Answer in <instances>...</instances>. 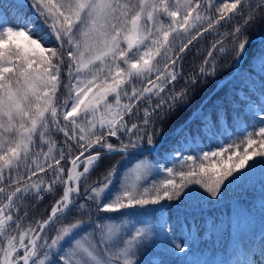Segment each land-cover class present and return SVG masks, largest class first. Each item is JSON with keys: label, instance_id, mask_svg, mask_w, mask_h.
<instances>
[{"label": "snow or ice", "instance_id": "obj_1", "mask_svg": "<svg viewBox=\"0 0 264 264\" xmlns=\"http://www.w3.org/2000/svg\"><path fill=\"white\" fill-rule=\"evenodd\" d=\"M257 21L264 0H0V264H180L200 230L173 206L219 202L257 169L264 190ZM209 34L217 39L185 75L184 56ZM228 56V92L193 108ZM236 99L253 119L242 139L213 134L215 149L160 152L166 122L187 111L177 133L199 122L203 141L228 107L242 119ZM49 197L47 217L34 218ZM239 246L237 264H264V229Z\"/></svg>", "mask_w": 264, "mask_h": 264}, {"label": "trees", "instance_id": "obj_2", "mask_svg": "<svg viewBox=\"0 0 264 264\" xmlns=\"http://www.w3.org/2000/svg\"><path fill=\"white\" fill-rule=\"evenodd\" d=\"M5 6H7V0H5ZM262 28H264V21H257L250 31H259ZM220 31H224V29L222 28ZM215 39L217 37L214 35H205L198 42H194V46H190V51L186 53L183 61V66L186 69L185 75L193 72L195 67L201 63ZM198 50L200 54L196 55ZM230 61V56L225 57L221 61L223 71L216 81L209 80V83L204 87H197L196 96L192 101L193 108L198 106L216 83L229 73L227 64ZM180 86L178 85L177 87L179 88ZM230 87L231 85H221L209 98L213 102L221 100ZM256 96H259L258 92ZM209 98L204 102L205 104L209 103ZM252 100L253 103H258L256 97H253ZM235 103L239 105L238 111L242 119H234L235 113L231 107H228L227 119L222 118L219 122V133H217L216 129H213L211 133L207 129H202V134L209 137L208 139H203V141L202 136L197 135L198 129L201 128L199 122L185 128L184 132L179 134L173 135L171 133L188 115L187 111L182 116L166 122L163 135L161 136H165V140L158 147L160 152L168 153L172 152L173 149H178L182 151L183 155H193L194 152L191 150L197 149V146L205 151L215 149L218 145L211 139L213 134L219 135V139L224 144L229 143V140L224 135H220V133H227L233 139H242L244 133L240 129L245 126L246 122L248 130L252 131L253 119L251 114L248 113L246 103L238 99L235 100ZM245 113L248 114L245 115ZM259 126L257 123L256 127L258 128ZM187 133H191V136L185 139ZM192 136H195V140L191 138ZM116 159H119V157H116ZM167 166H171V164ZM96 178L94 174L92 179L95 180ZM196 187L198 188L199 186ZM52 202L51 197L46 198L43 202L37 203L34 209L30 208L29 211L34 218L44 219L47 217ZM29 203L31 204L32 202ZM262 205H264V190H262L260 183V171L257 169L250 178L244 181H237L228 186L225 195L220 197L219 202L208 203L195 198L178 208L173 206L172 216L174 218L179 216L181 222H187L191 227L193 236L197 235V228L200 230L194 252L181 257L180 264H237L238 261L245 260V250L239 246V242L241 240L247 242L252 237V234L255 233V241L257 244L259 243L260 233L264 229V207ZM213 221H215V226H213ZM205 222H207L206 230ZM156 250L160 251V248L158 247ZM169 259L173 260L174 258L169 257Z\"/></svg>", "mask_w": 264, "mask_h": 264}, {"label": "water", "instance_id": "obj_3", "mask_svg": "<svg viewBox=\"0 0 264 264\" xmlns=\"http://www.w3.org/2000/svg\"><path fill=\"white\" fill-rule=\"evenodd\" d=\"M229 75V74H228ZM227 75V76H228ZM223 79H221L220 81H222ZM220 81L217 83V85L207 94V96L202 100V102H204L222 83H220ZM201 102V103H202ZM200 103V104H201ZM184 122V121H183ZM183 122H181L178 126L175 127L174 131H176L177 128L180 127L181 124H183ZM162 142V139L159 141L158 145ZM157 145V146H158Z\"/></svg>", "mask_w": 264, "mask_h": 264}, {"label": "rangeland", "instance_id": "obj_4", "mask_svg": "<svg viewBox=\"0 0 264 264\" xmlns=\"http://www.w3.org/2000/svg\"><path fill=\"white\" fill-rule=\"evenodd\" d=\"M208 100V99H207ZM154 259H158V257H155Z\"/></svg>", "mask_w": 264, "mask_h": 264}]
</instances>
